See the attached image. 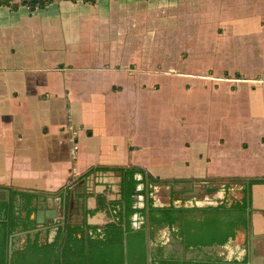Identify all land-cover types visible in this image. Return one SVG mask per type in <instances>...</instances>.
I'll use <instances>...</instances> for the list:
<instances>
[{
	"label": "crops",
	"instance_id": "obj_1",
	"mask_svg": "<svg viewBox=\"0 0 264 264\" xmlns=\"http://www.w3.org/2000/svg\"><path fill=\"white\" fill-rule=\"evenodd\" d=\"M145 92L161 100L152 123L142 120ZM116 97L132 105L121 130L105 106ZM95 164L136 165L169 180L154 187L156 204L167 203L169 182L192 192L202 179L264 177V0L0 4V185L54 196ZM250 205L247 234L238 228L224 245L262 264L264 182L250 185ZM104 215L88 218L100 224ZM156 236L169 239L167 226Z\"/></svg>",
	"mask_w": 264,
	"mask_h": 264
},
{
	"label": "trees",
	"instance_id": "obj_2",
	"mask_svg": "<svg viewBox=\"0 0 264 264\" xmlns=\"http://www.w3.org/2000/svg\"><path fill=\"white\" fill-rule=\"evenodd\" d=\"M51 0H0V4L16 7L25 4L29 9L40 8ZM93 1V0H89ZM97 171H111L118 176L119 198L106 199L103 194H96L93 208L86 211H102L109 219L100 224L70 223L67 220L70 188L67 185L56 189L53 194L65 199V219L57 225L51 240H38V233L17 247H11L9 237L16 229H30L34 219L32 198L44 194V191L28 188H16L0 185L9 192V200H0V264H246L249 252L244 248L239 256L222 258L213 250H201L204 245H223L234 237L238 228L247 234L250 226V185L264 182V177H228L225 179H202L205 187L214 189V181H221L225 196L238 186L239 197L222 200L219 203L200 207L176 206L169 202L164 205L152 204L147 196L144 204L134 206L133 195H145L150 187L146 184L165 182L149 175L144 168L136 165H103L89 166L75 179H84ZM71 180V181H74ZM70 181V182H71ZM140 186H137V185ZM148 193V192H147ZM15 207V208H14ZM20 211L25 212L24 215ZM219 212L218 221H205L203 218L211 212ZM139 215L140 222L133 226L130 221L132 213ZM264 225V209L261 210ZM213 219V218H212ZM220 221V222H219ZM166 225L170 234L179 240L186 251L200 253L198 256L174 255L165 252L162 243L155 241L157 228ZM149 241L152 245H149ZM264 264V262L262 263Z\"/></svg>",
	"mask_w": 264,
	"mask_h": 264
},
{
	"label": "flooded vegetation",
	"instance_id": "obj_3",
	"mask_svg": "<svg viewBox=\"0 0 264 264\" xmlns=\"http://www.w3.org/2000/svg\"><path fill=\"white\" fill-rule=\"evenodd\" d=\"M107 174L108 173L107 172L105 173L104 171H97V172H94L92 174H89L88 176H86V178L81 179L78 182V184H75L69 192V199H68V202L66 203V206H68L69 208L68 207L65 208V199L59 195H54V196H48V195H44V194L36 195L31 200V203L34 205L35 209H36V205L42 206L43 209H46L47 203L50 202V203H52V208H54L56 213H59L60 215L58 217L55 216L52 219L44 217L43 222H41V223H35L34 222V225L30 229H16L15 231H13L11 233V235L9 237L10 246L11 247H17L18 245H21L23 242H25L27 239H29V237H30V239H32L34 233H40V231L45 233V239L51 240L57 225L62 224V222L64 221L65 212H66L65 210L67 208H68L67 220L70 223H72V224L73 223H80V222H82L83 218L86 221L89 216L93 215L97 211H92V212L86 211L84 213L81 210L80 211L82 213L81 219H78V216L76 214H79V208L80 207H81V209L83 208V206L88 208V209L93 208L95 206V204H97L96 203V194H103L106 199H111V200L119 198L118 181H117L118 178H116L115 182H110V181H105V180L103 181L101 178L106 176ZM114 175L117 176L116 174H114ZM98 179H100V180H98ZM90 180H92V181L96 180V181H98L97 185H103V186L99 189H97V187L90 186ZM157 183L158 182L146 184V187H150V190L146 191L145 195L140 194V193L134 194L133 195L134 206H137V207L142 206L144 204L147 196L151 197L152 204L164 205V204H156L155 203V199L153 196V189H154V187L160 185ZM113 184H115L114 190H113ZM173 185H174L173 182H169V185H166L167 190H168V187H170V191L168 192L169 195L167 194V196L165 197V199L167 201L166 204L171 202L174 205L179 204V205L188 206V207H200V206H204V205L219 203L222 200L228 199V197L225 196V192L223 190L222 185H220V184L215 185L214 189L209 190L205 187L204 182H200V181L191 182L190 185H188V188H190V186H191V189L189 191H192V192H186L187 190L175 191L172 188ZM196 185L198 186L197 190L195 189ZM137 186H140V185L138 184ZM75 187H80L81 188L80 191L76 192L78 189L75 190ZM4 190H5L4 188H0V195H2V197H5ZM216 192H219V196H216ZM89 197H92V199H93L92 205H88V201H89L88 198ZM8 200H9V192H8ZM8 200H5V201H8ZM61 202L63 203V209L59 210ZM35 209H34V211H35ZM34 211L30 212V214H29L30 217H32L33 219H34ZM100 212H102V211H100ZM20 214L24 215L25 212L20 211ZM69 214H73V215L70 216ZM130 221H131V224L133 226H137L140 222L139 215L136 212L132 213L130 216ZM50 229H52L53 232H52V234H50V236L46 237V234ZM167 230H168V228H167ZM168 234L170 235L169 239L166 237L164 240L161 239L159 241V243H162L163 249L165 252L168 251V252L173 253L174 255L184 256L185 258L191 257L192 255L198 256L200 254V253H196L194 251H187V250L185 251L183 249V247L179 244V240L177 238L173 237L170 234L169 230H168ZM178 244L182 247L181 251L177 249ZM188 253H189V255L187 256ZM214 253L216 255L222 257V258L223 257L229 258L232 255L239 257L243 252H239L238 250H235V251L231 252L230 254L228 252H223V251H220V252L214 251ZM250 259L251 258L249 256L248 260H250Z\"/></svg>",
	"mask_w": 264,
	"mask_h": 264
},
{
	"label": "rangeland",
	"instance_id": "obj_4",
	"mask_svg": "<svg viewBox=\"0 0 264 264\" xmlns=\"http://www.w3.org/2000/svg\"><path fill=\"white\" fill-rule=\"evenodd\" d=\"M163 89V87H162ZM165 89V88H164ZM158 94L159 93H150V92H145V94H143L141 96L142 99H140L141 101H143V105L141 106V110H148L149 113L145 114L144 116H142V120L146 121V123H152L153 121V112L155 110V108H157L159 105H161V100H157L158 97ZM125 98L123 97H116L115 100L113 101H109V100H106V101H109V104H105L106 107H110L111 108V115H112V123H113V127H119V129H123L127 126V116L128 114L131 112L132 110V105L131 104H126V100H124ZM162 102H164V98H162ZM83 102H86V100H81ZM105 101V100H104ZM127 105V106H126ZM88 118L87 122L91 123V128L93 129V131L96 133L99 128V119L96 117V114L95 113H92L91 116L89 115H86ZM137 120V119H136ZM132 123V122H130ZM137 123L140 127H144L142 124L141 121L137 120ZM154 127L153 126H147V127H144V130L145 131H148V130H151L153 129ZM151 134L155 133L153 131H149ZM133 139H136V138H133ZM92 144H96L94 141L91 142ZM72 172V168L69 169V174ZM109 175V177H108ZM106 175V177H108V180H105V181H110V182H115L116 181V178L115 175L113 174H108ZM69 184V183H67ZM115 188V184H113V190ZM232 192V193H231ZM233 192L235 193V191H229L228 192V199L229 198H233ZM218 217H219V212H211L209 214H207V216H205L203 218V223H205V221H210L209 223L213 222V221H218ZM213 218V219H212ZM220 222V221H219ZM236 233V232H235ZM156 239L158 240V237L156 236ZM256 243H259L260 244V251L263 250L262 252H264V248L262 246V241L261 240H255ZM264 255V254H263Z\"/></svg>",
	"mask_w": 264,
	"mask_h": 264
},
{
	"label": "water",
	"instance_id": "obj_5",
	"mask_svg": "<svg viewBox=\"0 0 264 264\" xmlns=\"http://www.w3.org/2000/svg\"><path fill=\"white\" fill-rule=\"evenodd\" d=\"M190 189H191V186L188 190H190ZM169 190H170V187L168 188V191ZM4 195H5V197H2V195H0V200H2V199L8 200V190L7 189L4 190ZM46 207H47L46 209H43L42 206L36 205V209L34 211V222L35 223L43 222L44 217L52 219L55 216L58 217L60 215L59 213H56L54 208H52V203L48 202ZM62 209H63V203L61 202L59 210H62ZM80 211H81V207L79 208V214H76L78 216V219L82 218V213ZM69 215L72 216L73 214H69ZM103 217L106 218L107 220L109 219V217L107 215H104ZM101 221L102 220H100V219L97 220L95 218L94 219L93 218L87 219V222H90V223H93V222L97 223V222H101ZM177 249L181 251L182 247L178 244ZM201 250H213L216 252L223 251V252H228L229 254L231 253V250L226 245H216V244L215 245H204L201 247ZM188 255H189V253L187 254V256ZM246 264H253V260H251V259L248 260L246 262Z\"/></svg>",
	"mask_w": 264,
	"mask_h": 264
}]
</instances>
